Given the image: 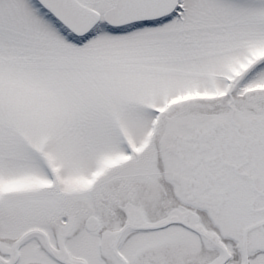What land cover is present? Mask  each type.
<instances>
[{"label":"snow or ice","instance_id":"1","mask_svg":"<svg viewBox=\"0 0 264 264\" xmlns=\"http://www.w3.org/2000/svg\"><path fill=\"white\" fill-rule=\"evenodd\" d=\"M0 264H264V0H0Z\"/></svg>","mask_w":264,"mask_h":264}]
</instances>
